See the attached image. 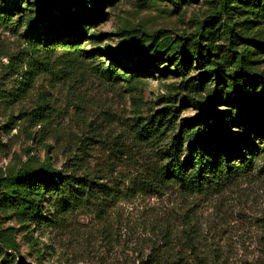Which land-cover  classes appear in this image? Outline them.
<instances>
[{"label": "rangeland", "instance_id": "obj_1", "mask_svg": "<svg viewBox=\"0 0 264 264\" xmlns=\"http://www.w3.org/2000/svg\"><path fill=\"white\" fill-rule=\"evenodd\" d=\"M180 1L177 7L175 0H105L78 54L35 50L29 15L38 18L37 3L10 14L0 9V179L47 160L85 178L83 195L61 204L50 190L25 221L0 207V236L11 231L18 244L8 248L0 240V264H264V109L230 103L237 92L220 81L251 73L253 95L264 92V50L255 46L264 42V20L242 1L227 12L221 0ZM7 3L0 0V7ZM231 27L234 49H250L249 69L238 66L230 48ZM206 29L213 33L201 37ZM153 37L198 41L209 64L169 54L150 65L153 53L145 48ZM134 38L139 43L127 57L123 48ZM218 93L220 115L236 119L213 144L251 137L253 165L236 156L223 160L231 173H204L199 187L155 180L178 135L183 160L202 152L182 130L201 128L204 120L212 125L205 105ZM170 106L175 128L162 140L143 138L141 126Z\"/></svg>", "mask_w": 264, "mask_h": 264}, {"label": "trees", "instance_id": "obj_2", "mask_svg": "<svg viewBox=\"0 0 264 264\" xmlns=\"http://www.w3.org/2000/svg\"><path fill=\"white\" fill-rule=\"evenodd\" d=\"M8 2L5 6L0 7L4 14H10L15 9H24L22 6L25 3H37L39 9L38 18H33L29 15L30 34L32 45L35 50L44 49L47 53L52 52L56 48L67 50L68 52L77 53L80 51L79 42L83 34L89 28V24L103 15L102 5L105 0H4ZM76 1V2H75ZM77 1L79 3H77ZM112 1V0H111ZM235 1H242L247 4L246 8L249 13L255 15L256 18L264 20V0H221L223 3V11L227 12L230 7H234ZM175 3L180 6L182 1L175 0ZM214 19V17H211ZM211 19L207 20L209 22ZM48 23V26H40L41 23ZM229 33L228 40L230 48L237 57L238 66L248 68L250 59V49H244L242 52L235 50L238 45L237 37L233 27L227 28ZM213 33L211 30L207 32L201 31V37L206 34ZM73 40H68L69 37ZM207 37V36H205ZM183 40L176 42L172 38L153 37L150 43L145 48L148 55L152 54L150 65H158V58L164 55L180 54L186 58L199 57L205 64H209L207 58V51L203 49L198 41H192L188 46V37H183ZM139 43L136 38L127 41L123 52L127 57L133 52L135 45ZM54 44V46H51ZM257 48L264 50V42L258 41L255 45ZM207 50L212 48L210 43H206ZM165 57V56H164ZM182 66V67H181ZM180 66L181 70H187L186 64ZM185 66V67H184ZM213 75L218 74L215 68L208 67ZM249 69V68H248ZM242 75V74H241ZM220 81L224 88H229L231 92L235 90L237 95L229 97L230 103H236L244 108L246 111L255 109V113H259L264 109V92H256L253 95V88L250 86L252 81L249 80L251 73L246 74L248 78L244 80L243 77H236L234 80L227 77L225 74ZM116 79H126V76L117 73L113 76ZM256 83L258 84L259 81ZM253 84V83H252ZM223 96L216 94L205 105V111L212 116V125L210 126L206 120L202 121L201 128H187L183 129V133L187 135L186 141L189 145L203 146L204 149L200 154L192 153L189 157L182 159L183 141L182 137L178 135L174 138L170 155L167 158V164L162 166L157 171L155 180L164 181L163 179L172 178L178 180L181 185L185 187H199L202 183L204 173L213 172L214 175L231 173L232 166L227 167L222 163L223 160L229 161L231 157L242 159V163L246 167H251L254 163L253 152H248L247 148L251 143L252 138L246 137L242 140L229 139L227 142H220L218 145L213 143L225 135L226 127L234 123V116H221L218 112L217 104L222 102ZM248 99V101H247ZM252 101L250 102L249 100ZM161 113H155L151 116V120L147 124H143L140 128V135L146 139L162 140L166 138V132L173 130L176 126L175 120V106L166 108ZM214 113V114H213ZM264 123V118H260ZM253 128V127H251ZM254 129V128H253ZM214 145V146H213ZM191 147V148H192ZM215 154L211 157L210 149ZM225 151L222 158L218 160L219 152ZM154 179V178H153ZM83 177H78L72 174L64 173L61 169H55L47 160L41 165L37 166H23L17 172L10 174L7 177L0 179V207L14 210L17 215L23 219L32 218L38 211L39 205L45 193L52 190L60 195L59 202L65 204L73 197H80L85 193ZM155 181L150 182L153 184ZM2 244L8 248L17 249L18 244L14 238L13 232H8L0 236Z\"/></svg>", "mask_w": 264, "mask_h": 264}]
</instances>
